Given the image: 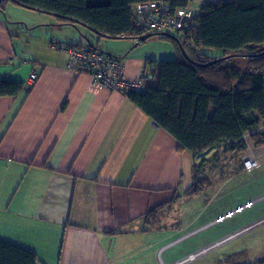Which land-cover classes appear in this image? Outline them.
Instances as JSON below:
<instances>
[{
  "label": "crops",
  "instance_id": "crops-1",
  "mask_svg": "<svg viewBox=\"0 0 264 264\" xmlns=\"http://www.w3.org/2000/svg\"><path fill=\"white\" fill-rule=\"evenodd\" d=\"M206 1L233 0L191 4ZM8 24L0 14V81L24 88L0 97V241L33 250L36 264L188 262L164 261V233L152 231L144 217L183 195L200 159L178 153L176 141L127 97L92 85L84 69L65 68V55L51 44L84 45L75 31L59 30L45 52L32 45L36 22L26 31L17 26L15 34ZM108 44L101 52L119 58L127 78L145 72L155 84L156 66H145L147 47ZM211 171L198 174L213 182ZM188 202L182 197L164 211L173 214Z\"/></svg>",
  "mask_w": 264,
  "mask_h": 264
},
{
  "label": "trees",
  "instance_id": "trees-1",
  "mask_svg": "<svg viewBox=\"0 0 264 264\" xmlns=\"http://www.w3.org/2000/svg\"><path fill=\"white\" fill-rule=\"evenodd\" d=\"M145 1H164L172 10L192 5V0H0V11L11 3L51 15L57 26H81L98 41L133 40L141 34L132 27L130 10ZM199 7L187 29L173 35L178 41L158 36L175 45L178 57L146 59V67L156 66L155 84L127 98L176 141L178 153L199 158L202 166L211 150L241 156L247 147L264 144V0L206 1ZM215 59L222 60L203 66ZM23 88V82L3 79L0 97H15ZM198 168L183 195L146 213L148 225L160 226L166 207L173 210L182 197L191 200L211 188ZM36 263L33 250L0 241V264ZM255 264H264V258Z\"/></svg>",
  "mask_w": 264,
  "mask_h": 264
},
{
  "label": "rangeland",
  "instance_id": "rangeland-1",
  "mask_svg": "<svg viewBox=\"0 0 264 264\" xmlns=\"http://www.w3.org/2000/svg\"><path fill=\"white\" fill-rule=\"evenodd\" d=\"M0 14L9 22L12 34H15L17 26L22 25L26 31L31 23L36 22L37 25H33V30L31 29L32 45L38 43L45 52L46 47L49 48L50 39L56 38L59 30L67 28L80 35L81 42L84 43L82 46H86L88 40L93 46L98 45L100 51H104L102 46L105 43L114 45L111 48L117 50L121 46L120 42H126L131 43L134 50L147 47L150 54L148 58L159 61L175 60L179 55L173 43L161 40L158 36L136 46L131 39L115 41L100 38L98 41L97 35L85 28L76 29L68 25L58 27L53 16L11 3ZM207 155L203 161L209 165L199 167L203 168L204 173L208 168L212 169L210 174L207 173L213 179L211 188L198 198L180 204L172 211L173 214L166 215L161 226L152 230L164 233L161 244L164 247L162 251L165 252L162 258L167 263L177 262L207 248L193 260L183 264H255L264 258V167L251 172L243 171L240 155L223 148L211 150Z\"/></svg>",
  "mask_w": 264,
  "mask_h": 264
},
{
  "label": "built area",
  "instance_id": "built-area-1",
  "mask_svg": "<svg viewBox=\"0 0 264 264\" xmlns=\"http://www.w3.org/2000/svg\"><path fill=\"white\" fill-rule=\"evenodd\" d=\"M199 10V6L193 5L172 10L163 1L139 2L133 5L130 10L132 27L141 35L147 33H181L187 29ZM138 38L137 36L133 41L138 42ZM51 48L65 55L66 69H84L91 78L92 85L117 92L125 97H128L130 93L144 92L150 80L145 72L135 79L127 78L122 61L101 52L96 47L53 42ZM29 81L34 82L35 75L30 76ZM246 137L244 136V139ZM240 158L242 168L246 172L264 167V144L257 148L247 147ZM200 253L202 251L190 254L184 261H191Z\"/></svg>",
  "mask_w": 264,
  "mask_h": 264
},
{
  "label": "water",
  "instance_id": "water-1",
  "mask_svg": "<svg viewBox=\"0 0 264 264\" xmlns=\"http://www.w3.org/2000/svg\"><path fill=\"white\" fill-rule=\"evenodd\" d=\"M154 36L168 37V38H170V39H172V40H174V41H178V40L175 38V36H173L172 34H168V33H147V34L141 35V36L138 38V40H139L138 42H144L145 40H147V39H149V38H152V37H154ZM86 42L88 43V46H93V45H91V43H89L88 40H86ZM138 42H135V45H136ZM93 47H94V46H93ZM181 51H182V53L185 55L184 50H183L182 48H181ZM185 57H186V55H185ZM186 58H187V57H186ZM226 58H229V57H226ZM220 60H222V59H215V60H213V61H211V62H209V63H207V64H205V65H203V66H209V65L215 64V63L219 62Z\"/></svg>",
  "mask_w": 264,
  "mask_h": 264
},
{
  "label": "flooded vegetation",
  "instance_id": "flooded-vegetation-1",
  "mask_svg": "<svg viewBox=\"0 0 264 264\" xmlns=\"http://www.w3.org/2000/svg\"><path fill=\"white\" fill-rule=\"evenodd\" d=\"M166 214H167V213H166V211H165V213H164V216H165V217H166Z\"/></svg>",
  "mask_w": 264,
  "mask_h": 264
},
{
  "label": "bare ground",
  "instance_id": "bare-ground-1",
  "mask_svg": "<svg viewBox=\"0 0 264 264\" xmlns=\"http://www.w3.org/2000/svg\"><path fill=\"white\" fill-rule=\"evenodd\" d=\"M164 2V1H163Z\"/></svg>",
  "mask_w": 264,
  "mask_h": 264
}]
</instances>
